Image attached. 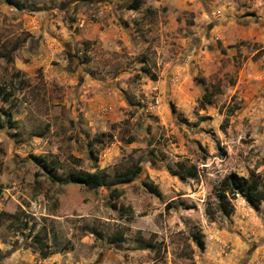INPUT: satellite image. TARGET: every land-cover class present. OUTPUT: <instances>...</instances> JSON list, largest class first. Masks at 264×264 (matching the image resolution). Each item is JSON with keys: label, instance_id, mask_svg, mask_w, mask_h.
<instances>
[{"label": "rangeland", "instance_id": "obj_1", "mask_svg": "<svg viewBox=\"0 0 264 264\" xmlns=\"http://www.w3.org/2000/svg\"><path fill=\"white\" fill-rule=\"evenodd\" d=\"M13 1L0 264H264L262 191L205 214L225 176L264 182V0Z\"/></svg>", "mask_w": 264, "mask_h": 264}, {"label": "trees", "instance_id": "obj_2", "mask_svg": "<svg viewBox=\"0 0 264 264\" xmlns=\"http://www.w3.org/2000/svg\"><path fill=\"white\" fill-rule=\"evenodd\" d=\"M7 3L13 4V0H6ZM15 5H18L17 3ZM14 126V123L10 117L3 120L0 116V129L4 128L5 124ZM43 168L47 169L51 178H55L52 170L48 166L43 165ZM140 172V166L135 165L132 170H129L127 174H124L121 179V182H129L137 173ZM74 182L85 185L90 189H98L108 185V175L105 172H78L72 175L71 178ZM111 183V182H110ZM260 191L264 193V182L256 176L254 173L249 174L248 177L240 176L237 173H231L223 178L219 183V186L216 190L215 200L216 204L214 207H207L205 214L209 220H213L216 213L222 215H231L234 212V203L233 201L237 199L240 195L248 203L257 206L261 203ZM48 248V246H46ZM44 257L49 256L51 252L42 251Z\"/></svg>", "mask_w": 264, "mask_h": 264}]
</instances>
